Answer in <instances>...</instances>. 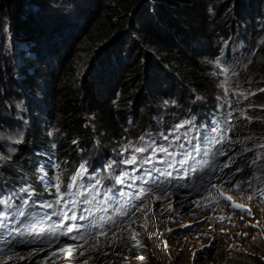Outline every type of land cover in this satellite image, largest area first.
Here are the masks:
<instances>
[{
  "label": "clouds",
  "instance_id": "obj_1",
  "mask_svg": "<svg viewBox=\"0 0 264 264\" xmlns=\"http://www.w3.org/2000/svg\"><path fill=\"white\" fill-rule=\"evenodd\" d=\"M145 1L143 6L152 11L154 0ZM95 5L96 0H18L13 13H0V190L31 186L35 193L28 204L18 209L25 212L23 217L15 215L17 209L11 210L13 222L9 223V228L14 229L12 234L0 230V235L13 241L11 245L0 243L5 253L0 255V261L6 255H12L8 264H114L123 256L135 258L144 254L147 248L160 245L172 250L175 256L185 252L189 264H263L262 246L257 249V255L249 251L248 258L244 259L217 255L222 249L229 250V246L222 247L224 241L239 242L244 235L261 241L264 233V221L254 220V217H264V197L256 191L264 185L248 175L252 171L250 165L255 153H264V147H260L264 145V116L259 115L253 102L257 97L255 88H251L254 78L249 79L256 75L252 65L264 57V0H231L226 11L232 22L213 32L208 48L202 49L194 44V40L188 41V50L181 46L185 54L195 56L205 75V85L177 86L182 77L171 66L174 59L164 52L158 61L155 60L160 70L154 80L159 97L150 103L148 115L137 119L128 111L119 121V133L104 134L101 127L98 132L99 122L95 117L98 110L92 109L88 112L90 121L87 124L94 137L87 140L73 135L67 143L63 140L66 129L50 117L49 84L61 71L62 59L70 46L88 35L96 15ZM210 13L212 19L217 16L215 9ZM167 16L175 19L172 13ZM154 22L161 26L158 20ZM127 33L122 30L115 35L116 39L112 35L100 42L101 46L91 56L94 58L103 52L107 56L108 52L116 61L108 64V72L118 71L120 74V66L129 57L115 46L119 37L126 39ZM135 33L132 32V36L137 38ZM120 91L121 88L116 87L114 94L110 95L113 106L118 105ZM18 106L22 108V115L18 113ZM185 121L191 123L180 127ZM129 144L142 147L151 144L155 149L167 147L174 153L188 151L191 160L183 168H170L159 161L174 162L181 156L169 157L159 151L153 153L150 148L144 154H136L137 164H123L121 161L132 154L131 149L125 151ZM194 145L199 146V152L194 150ZM248 148L253 152H248ZM221 149L227 155H219ZM144 156H152V162L143 163ZM233 159L231 167L223 168ZM81 163L86 164L88 173L100 181L98 200L93 204L110 201L107 203L108 213L93 217L106 235L97 237L94 232L86 242L74 241L51 231L58 217L47 219L46 214L53 209L39 206L55 200V190L49 191L41 183V177H51L54 173L60 175L63 190ZM54 164L59 165V169L53 168ZM238 167L244 171L236 172L237 179H252L253 188L229 191L225 184L223 191L231 195L235 203L245 205L244 208L231 206L232 202L220 197L219 191L210 187L213 183H222L221 179L210 178H225ZM155 168L170 171L172 176L160 175ZM124 171L135 179L119 185L115 175ZM261 179L264 180V176ZM160 182L167 187L157 189ZM235 182L233 180V184ZM90 183L92 181H85V184ZM205 186H209L208 191ZM141 187L152 188L153 193L148 194L143 207H138L141 201L135 197ZM158 196L162 198L158 199ZM20 203L14 200V204ZM113 205L118 207L111 210ZM0 210H3L2 205ZM108 216L117 223L101 222L107 221ZM79 223L87 227L88 222ZM158 225L160 230H153ZM49 235L57 236L59 242L48 239ZM41 236L45 243L39 242ZM30 237L37 242H18ZM65 245L68 248H64ZM9 247L11 253H8ZM96 254L101 259H96Z\"/></svg>",
  "mask_w": 264,
  "mask_h": 264
},
{
  "label": "trees",
  "instance_id": "obj_2",
  "mask_svg": "<svg viewBox=\"0 0 264 264\" xmlns=\"http://www.w3.org/2000/svg\"><path fill=\"white\" fill-rule=\"evenodd\" d=\"M230 1L154 0L151 11L143 6L147 2L145 0H96V15L88 35L70 46L62 59L61 71L49 84L52 99L50 117L66 129L67 135L63 140L69 143L73 135L87 140L94 137L87 124L90 121L88 112L92 109L98 110L95 114L99 122L98 132L101 127L104 134L119 133V121L128 111L134 113L137 119L148 115L150 103L159 97L154 80L160 70L155 60L158 61L164 52L174 59L171 66L182 77L177 86L205 85V75L195 56L185 54L181 46L188 50V41L194 40L195 45L208 48L213 32L224 29L227 22H232L231 15L226 11ZM17 6L18 0H0V13H13ZM209 8L217 11L214 19ZM169 13L175 19L169 18ZM154 20H158L161 26L158 27ZM122 30L128 31L126 39L119 37L115 46L129 57L120 66V74L118 71L108 72L106 67L115 61L108 52L107 56L104 52L94 58L91 56L101 46L100 42L118 35ZM132 32H136L137 38L132 36ZM116 87L121 88L120 99L118 105L113 106L110 95L114 94ZM104 93L107 95H102ZM139 106H142L140 110Z\"/></svg>",
  "mask_w": 264,
  "mask_h": 264
},
{
  "label": "snow or ice",
  "instance_id": "obj_3",
  "mask_svg": "<svg viewBox=\"0 0 264 264\" xmlns=\"http://www.w3.org/2000/svg\"><path fill=\"white\" fill-rule=\"evenodd\" d=\"M209 12H211V8H209ZM261 91H264V89H261ZM167 103V101H165ZM174 103V102H173ZM191 121H185L184 124H181L180 127H184L185 124H190ZM141 140L144 138L141 137ZM167 139V137H165ZM248 139H253L252 137H249ZM191 143V141H189ZM181 148H183V145H180ZM260 147H264V145H260ZM152 148L151 144H148L147 146H138L136 144H129L126 146L125 151H129L131 149V155L130 158L124 159L121 161L123 164L127 165H135L138 163V156L139 154H144L148 152V150ZM194 150L199 152L200 148L199 146L194 145ZM153 153L156 151L165 153L167 156H181L180 159L175 160L172 162L171 160L165 161L160 160V163H165L170 168H177V166L183 168L185 165L189 164L191 160V153L188 151H184L183 153H174L170 152L167 147H159L158 149L152 148ZM248 152H253L252 148L247 149ZM219 155H227V152H225L223 149L219 152ZM261 161H264V153H255V158L251 159V165L252 171L248 173L249 176H251L253 179H255L257 182L264 185V180L261 179V176H264V163H261ZM152 162V156H144L143 157V163L150 164ZM233 161L224 164L223 168H229L231 167V163ZM247 163V161L245 162ZM109 168H111V164L108 165ZM53 168L59 169V165L54 164ZM223 168L220 169V171H223ZM155 171L159 173L160 175H166V176H172V172L170 171H162L159 168H155ZM191 171L195 172V169H191ZM211 171H216V169H211ZM244 171L243 168L238 167L234 172L229 173V175L225 178L221 177H212L210 179H221L222 183L220 185L211 184L210 187L212 189H216L219 191L220 197L224 198L226 201L232 202L231 206L238 207V208H244L245 205L237 204L234 202L233 197L231 195H226L223 191L225 184L228 185V190L231 191L232 189L236 190H247L248 188H253L252 179H237L236 172ZM256 173H260V175H257ZM151 173L149 172V175ZM183 175L186 177L187 173H183ZM135 179L128 171H124L122 174L115 175V181L119 185H125L128 183L129 180ZM177 179H180V177H177ZM89 180L92 181L90 184H85V181ZM233 180L236 182L233 184ZM41 183L45 185V187L51 191L54 189L53 195L55 196L54 202H44L40 204L39 206L45 209H53L51 213L46 214L47 219L51 220L53 216L58 217V219L52 224L51 231L59 232L60 236H67L72 240H81V241H87L89 237H91L94 232L98 236L100 235H106V232L101 230L99 228V224L94 222L93 217L96 216L98 213H108L110 209L107 207V203L110 201H105L103 204L97 202L95 205L93 204L94 201L98 200L99 193L97 192V187L100 183L98 177H94L88 173V169L86 164L81 163L78 168L74 171V173L70 176V182L67 183L66 186L63 187L62 190V181L61 176L58 174H53L51 177H41ZM185 187H188L190 185H182ZM167 186L160 182L156 185L157 189L166 188ZM209 186H205V191H208ZM199 191V189H196ZM256 191L259 192V194L264 197V186L260 187L259 189H256ZM149 193H153L152 188L145 189L143 187L138 189V194L136 195V199L141 201V204L138 207L144 206V201L148 197ZM21 194H24L23 196ZM34 190L31 189V186L26 187H19L14 188L10 191H4L0 190V205L3 206V210H0V230H7L8 235L12 234V231L14 229L9 228V223L13 222V213L12 209L15 208L17 211H15V215H18L20 217H23L25 215L24 211H20L18 209L21 208L22 205L28 204L30 202L31 196H33ZM120 195H124V193H120ZM209 195L211 193L209 192ZM90 197V198H86ZM162 198V197H157ZM251 199V196L249 197ZM14 200L21 201L20 204H14ZM218 202V200H217ZM118 207V205H113L111 210H115ZM133 207H137L136 205H133ZM250 210V209H249ZM119 214V213H118ZM123 215L127 216V212H123ZM71 221V223H69ZM82 221H87V227H85L82 223ZM15 223H19V221H14ZM106 222L109 225H115L117 222L115 219H113L111 216L107 217V221H101ZM122 227V225H121ZM170 231V229H169ZM79 233L78 235H71L72 233ZM115 235V233H113ZM48 239H55L57 243L59 242V238L57 236L49 235ZM19 243H36L37 240L33 238H29L28 240L21 239L18 241ZM40 243H45V238L43 236L39 237ZM0 243H3L5 245H11L13 243L12 240L6 239L3 235H0ZM64 248H68L67 245L64 246ZM63 250V249H62ZM12 249L8 248V253H11ZM4 249L0 248V255H4ZM12 259V255H6V258L0 261V264H8V261ZM87 264V262H85Z\"/></svg>",
  "mask_w": 264,
  "mask_h": 264
},
{
  "label": "rangeland",
  "instance_id": "obj_4",
  "mask_svg": "<svg viewBox=\"0 0 264 264\" xmlns=\"http://www.w3.org/2000/svg\"><path fill=\"white\" fill-rule=\"evenodd\" d=\"M242 13H245L242 10ZM264 57L261 59V61L254 63L253 70H255L256 75L254 77L253 83L251 85V88L254 89V95H257V97L254 99V103L257 106V111L259 115L264 116V91H261V89H264ZM263 63V64H262ZM18 113L19 115H22V108L18 106ZM192 136V135H191ZM191 139V138H189ZM264 217L258 216L254 217V220L264 221ZM155 231L160 230V225L157 226V228L154 227ZM244 239H242L239 242H236L235 240H230L229 242L224 241L222 244V247L229 246V250L226 251L224 249L221 250V252L217 255L218 257H239V258H248V252L253 251V254H258L259 251L257 250L260 246H263L264 244V233L262 234L261 241L257 240L255 238H251L250 236H243ZM156 244V240H155ZM154 244V245H155ZM98 245V244H97ZM156 249H160V251H157ZM154 250V253L152 255V252ZM96 259H101L98 254L95 255ZM166 262H171L173 264H189L185 260V252H179L174 254L172 250H167L161 247L160 245H155L154 247H149L144 251V254L139 255L138 257L131 258L129 256H123L119 260H115L114 264H166ZM89 264H93L90 262Z\"/></svg>",
  "mask_w": 264,
  "mask_h": 264
}]
</instances>
